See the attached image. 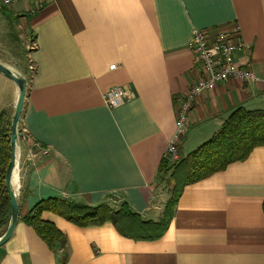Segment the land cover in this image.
Wrapping results in <instances>:
<instances>
[{
    "label": "crops",
    "instance_id": "1",
    "mask_svg": "<svg viewBox=\"0 0 264 264\" xmlns=\"http://www.w3.org/2000/svg\"><path fill=\"white\" fill-rule=\"evenodd\" d=\"M14 7L8 10L32 38L33 71L19 125L20 220L0 247V264H264V147L185 186L156 239L125 237L112 222L81 227L46 211L42 218L66 236L65 247L52 250L24 221L52 198L114 210L127 205L144 220L166 219L160 169L181 101L203 75L190 49L193 32L214 38L225 31L250 45L257 80L234 78L195 98L182 158L237 108L264 111V0H56ZM114 87L133 94L116 109L105 100ZM17 96L0 74V115L9 117Z\"/></svg>",
    "mask_w": 264,
    "mask_h": 264
},
{
    "label": "trees",
    "instance_id": "2",
    "mask_svg": "<svg viewBox=\"0 0 264 264\" xmlns=\"http://www.w3.org/2000/svg\"><path fill=\"white\" fill-rule=\"evenodd\" d=\"M9 15L15 17L11 12ZM9 120L4 114L0 115V237L5 233L11 220V202L5 186L11 152ZM257 147H264V111H248L239 107L231 113L220 131L209 141L186 158L174 163L177 165V173L173 176L177 182L176 187L180 190L173 194L172 200L167 204L166 219L159 222L144 220L141 215L132 212L127 205L114 210L107 205L91 207L52 198L38 204L24 218V221L52 250L57 244L64 248L66 236L53 223L42 218V214L46 211L57 214L81 227L112 222L118 232L125 237L136 240L156 239L162 236L168 227V217L185 186L224 171L233 163L245 161ZM168 163L164 159L160 169L161 173ZM66 260L67 254L65 253L63 261Z\"/></svg>",
    "mask_w": 264,
    "mask_h": 264
},
{
    "label": "built area",
    "instance_id": "3",
    "mask_svg": "<svg viewBox=\"0 0 264 264\" xmlns=\"http://www.w3.org/2000/svg\"><path fill=\"white\" fill-rule=\"evenodd\" d=\"M28 1L38 3V8H42L45 5L53 4L56 0H0V6L13 8ZM190 49L196 54L203 75L198 83L193 86L189 95L181 101L176 131L165 153L166 160L171 163H177L182 159L180 146L188 131V114L198 95L212 91L219 84L234 78L242 81L257 80L249 61L251 47L244 41L237 39L235 35L220 31L212 38L205 31L194 30ZM239 53L244 55L243 58L246 59L244 63L239 59ZM115 67L111 66L110 68L115 69ZM132 98L133 94L123 87H114L105 95L106 103L112 109L123 106Z\"/></svg>",
    "mask_w": 264,
    "mask_h": 264
},
{
    "label": "rangeland",
    "instance_id": "4",
    "mask_svg": "<svg viewBox=\"0 0 264 264\" xmlns=\"http://www.w3.org/2000/svg\"><path fill=\"white\" fill-rule=\"evenodd\" d=\"M15 8L17 7L13 9ZM7 9L4 10L0 6V62L27 78L32 75L33 71L32 65L29 63V47L32 45V38L28 37L21 21L10 16V10ZM12 113H8L9 119ZM175 173H177V165L172 163H168L162 171L159 190L166 195L163 209H166L168 202L172 200L173 194L180 190L176 187L177 182L173 176Z\"/></svg>",
    "mask_w": 264,
    "mask_h": 264
},
{
    "label": "water",
    "instance_id": "5",
    "mask_svg": "<svg viewBox=\"0 0 264 264\" xmlns=\"http://www.w3.org/2000/svg\"><path fill=\"white\" fill-rule=\"evenodd\" d=\"M0 74L15 84L18 90V96L14 111L9 120V132H10V161L6 174L5 186L11 202V220L5 231L0 237V247L7 243L13 235L16 226L20 220V206L18 202V196L13 186L14 171L17 166V156L20 149V132L19 125L21 121L22 111L26 101V95L28 91V81L26 77L12 68L6 66L0 62Z\"/></svg>",
    "mask_w": 264,
    "mask_h": 264
},
{
    "label": "bare ground",
    "instance_id": "6",
    "mask_svg": "<svg viewBox=\"0 0 264 264\" xmlns=\"http://www.w3.org/2000/svg\"><path fill=\"white\" fill-rule=\"evenodd\" d=\"M19 152H20V149L18 151L17 166H16V169L14 171V176H13V186H14V189L16 190V193H17V188H18L17 171H18V168H19Z\"/></svg>",
    "mask_w": 264,
    "mask_h": 264
}]
</instances>
